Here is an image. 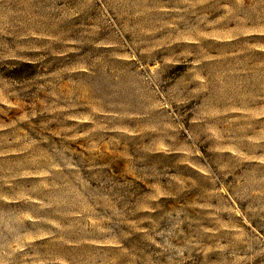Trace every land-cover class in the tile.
<instances>
[{
    "label": "rangeland",
    "instance_id": "1",
    "mask_svg": "<svg viewBox=\"0 0 264 264\" xmlns=\"http://www.w3.org/2000/svg\"><path fill=\"white\" fill-rule=\"evenodd\" d=\"M0 264H264V0H0Z\"/></svg>",
    "mask_w": 264,
    "mask_h": 264
},
{
    "label": "clouds",
    "instance_id": "2",
    "mask_svg": "<svg viewBox=\"0 0 264 264\" xmlns=\"http://www.w3.org/2000/svg\"><path fill=\"white\" fill-rule=\"evenodd\" d=\"M149 79H151L153 83L155 82V78L154 77H149ZM94 111H95V109H94Z\"/></svg>",
    "mask_w": 264,
    "mask_h": 264
}]
</instances>
